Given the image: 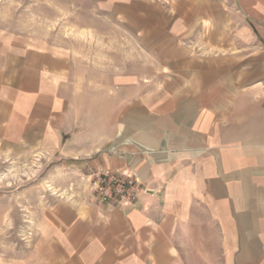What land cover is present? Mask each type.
<instances>
[{"label": "crops", "instance_id": "crops-1", "mask_svg": "<svg viewBox=\"0 0 264 264\" xmlns=\"http://www.w3.org/2000/svg\"><path fill=\"white\" fill-rule=\"evenodd\" d=\"M91 2L124 37L99 56L0 28V161L52 165L2 264H264V0ZM100 170L136 202L96 201Z\"/></svg>", "mask_w": 264, "mask_h": 264}, {"label": "rangeland", "instance_id": "rangeland-1", "mask_svg": "<svg viewBox=\"0 0 264 264\" xmlns=\"http://www.w3.org/2000/svg\"><path fill=\"white\" fill-rule=\"evenodd\" d=\"M93 12L91 0H0V28L31 42L99 56L110 45L123 44L124 37L107 35L112 26ZM92 29L101 34L92 35ZM32 158L21 164L6 157L0 161V205L5 206L0 213V264L28 250V225L50 189L46 176L52 165L43 154Z\"/></svg>", "mask_w": 264, "mask_h": 264}, {"label": "built area", "instance_id": "built-area-1", "mask_svg": "<svg viewBox=\"0 0 264 264\" xmlns=\"http://www.w3.org/2000/svg\"><path fill=\"white\" fill-rule=\"evenodd\" d=\"M91 182L95 200L113 206L135 203L141 189L140 183L132 175L122 176L110 170L94 172Z\"/></svg>", "mask_w": 264, "mask_h": 264}]
</instances>
